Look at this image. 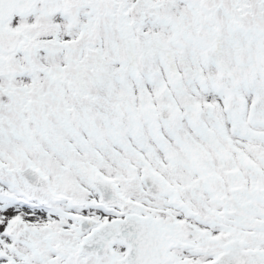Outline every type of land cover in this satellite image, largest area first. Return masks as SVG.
<instances>
[{"label": "snow or ice", "instance_id": "obj_1", "mask_svg": "<svg viewBox=\"0 0 264 264\" xmlns=\"http://www.w3.org/2000/svg\"><path fill=\"white\" fill-rule=\"evenodd\" d=\"M0 264H264V0H0Z\"/></svg>", "mask_w": 264, "mask_h": 264}]
</instances>
